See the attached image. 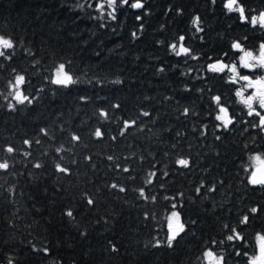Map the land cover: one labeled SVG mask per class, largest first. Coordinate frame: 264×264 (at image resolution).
<instances>
[{"label":"trees","instance_id":"1","mask_svg":"<svg viewBox=\"0 0 264 264\" xmlns=\"http://www.w3.org/2000/svg\"><path fill=\"white\" fill-rule=\"evenodd\" d=\"M99 2L0 0V264H251L264 71L242 61L264 46V0H239L244 24L224 0ZM241 77H263L254 100Z\"/></svg>","mask_w":264,"mask_h":264},{"label":"rangeland","instance_id":"2","mask_svg":"<svg viewBox=\"0 0 264 264\" xmlns=\"http://www.w3.org/2000/svg\"><path fill=\"white\" fill-rule=\"evenodd\" d=\"M113 0H107L106 3H111ZM257 18H261V16H258L255 18L257 21ZM263 20V19H262ZM11 45V42L9 39L1 37L0 36V52L3 51V49L7 46ZM177 49L180 50L181 45L180 43H176ZM254 60V67L255 68H261L264 71V46L262 49L257 53V54H249V53H244L243 56V65H249L251 64V61ZM213 68L216 69H227V64L218 61L214 64H212ZM229 69L232 70L236 75L239 74L238 71H241V69H238L234 65L229 66ZM54 79L59 82V83H67L71 80V75L68 73L66 70L65 66L63 64H60L54 71ZM241 80H246L243 81L244 86L241 89H246V88H252L251 91L248 93V99L254 100L257 94L260 92V85L263 82V77H254V78H248L241 77ZM16 96L18 98H22L23 95L19 89L16 91ZM220 118L227 122L229 120L228 115L222 110L220 112ZM264 163L263 159L260 156H255L253 158V170L258 168L260 165ZM169 223L171 226V234L175 235L177 232V229L179 228V224L181 223V217L178 211H173L171 215L169 216ZM207 257V264H221V256L215 254V252L208 251L206 254ZM251 264H264V235H261L259 237V244H258V252L255 256H253L251 260Z\"/></svg>","mask_w":264,"mask_h":264},{"label":"snow or ice","instance_id":"3","mask_svg":"<svg viewBox=\"0 0 264 264\" xmlns=\"http://www.w3.org/2000/svg\"><path fill=\"white\" fill-rule=\"evenodd\" d=\"M106 2H107V0H101V2H99L96 5V11L101 12V14H103V9H104ZM125 3H127V0H122V6ZM143 3H144L143 0H134V3L130 6L133 7L135 10V9H139V8L143 7ZM211 3L213 5H215L216 0H211ZM223 8L226 10L227 14L238 13L239 17H242L239 19L240 23H242V24L249 23V15L244 13V5L241 4L239 2V0H224ZM112 10H114V9H112ZM145 14H148V13L146 12ZM140 19H142V17ZM191 23H192V26L196 29V32H198V33L203 32V28L200 27V17L198 15L193 18ZM250 26L253 28H256L257 26H259L260 28H264V25H261L259 23V18H257L256 24H252ZM184 40H185V36L180 35L179 41H180L181 48L179 50V54H177V52H171V54L175 55L176 57H179L180 55H186L188 52H191L190 48H187V49L185 48L184 43H183ZM201 42H203V37H201ZM169 47H170V49L175 47V43H173ZM234 51H236V50L234 49ZM222 55L227 56V53H224ZM48 251H49L48 249H45L44 253L47 255Z\"/></svg>","mask_w":264,"mask_h":264},{"label":"water","instance_id":"4","mask_svg":"<svg viewBox=\"0 0 264 264\" xmlns=\"http://www.w3.org/2000/svg\"><path fill=\"white\" fill-rule=\"evenodd\" d=\"M264 122V118H263ZM252 181L254 183H264V164L256 168L252 173Z\"/></svg>","mask_w":264,"mask_h":264}]
</instances>
